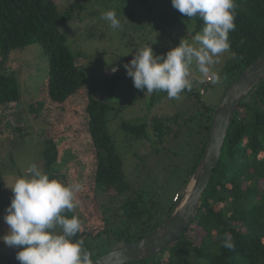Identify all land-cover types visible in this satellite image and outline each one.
Wrapping results in <instances>:
<instances>
[{
	"label": "trees",
	"instance_id": "16d2710c",
	"mask_svg": "<svg viewBox=\"0 0 264 264\" xmlns=\"http://www.w3.org/2000/svg\"><path fill=\"white\" fill-rule=\"evenodd\" d=\"M56 1L0 0V113L6 114V127L16 128L19 137L29 133L28 122L39 126L44 135L39 141L43 160L40 169L50 178L67 184L58 166L67 143L59 144L57 141L65 136L57 133L59 126L54 123L53 116L56 114L65 120L64 116L69 113L79 118L69 101L79 91L84 89L86 92L81 115L87 120V137H75L77 139L71 142L75 148L80 143L84 144L93 162L92 182L98 189L79 191L78 199L96 228L89 229L83 224L84 217L75 208L64 214L68 218L73 215L79 218L81 230L72 239H83L82 247L94 261L120 245L141 239L162 225L176 203L172 200L169 206H160L153 196L144 193L128 179L123 169L122 154L107 128L108 116L119 110L112 104L119 78L116 72L103 79L82 74L75 62L79 54L76 56L70 51L59 25L80 18L81 12L87 9L86 5L75 0L60 10ZM155 1L134 0L147 9ZM235 4L236 29L229 32L228 39L237 62L226 68L228 84L224 90L264 54V0H235ZM180 19L194 20L195 33L204 27L200 17L187 18L178 10L161 17L159 26L165 31L167 26ZM32 43L40 44L48 58L47 78L42 92L31 96L16 113H22L28 122L21 126L18 119L16 126L8 114L15 103L22 100L19 80L8 66L9 54ZM191 90L185 91L189 93ZM142 93L139 90L135 98ZM203 94L204 89H201L199 95ZM198 102V114L188 117L182 126L175 118L171 121L172 118L156 117H149L141 123L123 121L120 124L129 144L140 141L152 147L155 144L162 146L167 139L180 140L185 147L181 154L185 152L188 156L179 159L183 165L184 187L203 154L216 107V104ZM132 151L131 158L137 162L144 160L137 158L139 149L133 148ZM131 165L136 167L137 163L133 165L131 162ZM261 182H264V78L247 94L233 117L219 163L202 194L193 222L165 250L133 264H264V186ZM97 191L107 192V204L103 210V203L97 201ZM56 230L57 233L61 231L58 226ZM226 235L231 238L232 249L223 246Z\"/></svg>",
	"mask_w": 264,
	"mask_h": 264
},
{
	"label": "rangeland",
	"instance_id": "374dc122",
	"mask_svg": "<svg viewBox=\"0 0 264 264\" xmlns=\"http://www.w3.org/2000/svg\"><path fill=\"white\" fill-rule=\"evenodd\" d=\"M70 1L75 0H57L58 9L63 10ZM79 1L85 3L87 8L81 12L82 16L60 23L59 28L66 36L70 51L76 56L79 54L75 62L83 75L103 79L116 72L119 81L112 104L119 110L118 113L108 116V131L122 154L123 169L128 179L144 193L153 196L160 206L167 207L176 193L182 194L185 189L182 183L183 165L179 160L188 157L185 152L181 154L185 147L180 140L174 139L165 140L162 146L155 144L150 147L148 143L142 144L140 141L129 144L125 140V133L120 124L123 121L129 124L141 123L147 121L149 117H156L172 118L171 121L175 118L178 125L182 126L188 117L198 114L200 108L198 100L217 106L225 91L224 87L228 84L226 68L233 66L237 58L230 50L219 55L218 62L211 66V71L221 78L218 84H213L212 81L207 83V78H204L193 64L190 67L189 77L192 80V90L189 93L183 91L180 99H169L167 93L161 91L153 93L145 91L135 98L139 90L133 86L132 79L126 75V69L123 67L132 59L135 49L148 44L157 55L164 54L178 46L182 39L195 44L193 37L202 30L195 33L194 20L180 19L162 31L159 26L160 18L176 11L172 7L171 0H156L150 9L134 0ZM106 10H115L117 17L121 20L120 29H112L108 22L100 18ZM9 56L8 66L19 80L18 89L22 101L15 103L12 112L8 115L15 123L19 119L22 126L28 120L22 113L17 115L16 113L31 96L42 92V85L47 78L48 58L38 43L12 51ZM113 67L117 68V71L112 72ZM201 89H204L205 94L199 95ZM85 98L86 92L83 89V92L79 91L69 101V105L78 112L79 118L68 113L66 117L64 116L65 120H61L55 114L53 121L61 127L56 128L57 133L65 136L57 141L59 144L67 143L63 147L65 151L62 152L58 163L59 171L67 184L80 183L81 191L90 192L93 191L92 188L98 189V186L92 182L93 162L84 149V144L80 143L75 148L74 143L71 142L77 139L75 137L81 139L87 137V120L81 115ZM5 115L0 113V236L8 231L3 216L13 195L10 187L17 178L29 175L27 169L32 163L41 168L43 162L39 142L43 134L39 126L28 122L29 133H23V136L19 137L16 128L6 127ZM133 148L139 149L137 158L144 159L143 161L137 162L131 158ZM69 149L70 152H68ZM131 162L133 165L137 163V166H132ZM261 183L264 186V182ZM106 196L107 192L97 191V201L100 204L103 203L102 210L107 204ZM75 202V211L84 217L83 224H86L89 229H95L96 226L92 225V221L86 216V209L81 207L78 193L75 195ZM16 251L0 241V264H19L15 259Z\"/></svg>",
	"mask_w": 264,
	"mask_h": 264
},
{
	"label": "clouds",
	"instance_id": "9594fccd",
	"mask_svg": "<svg viewBox=\"0 0 264 264\" xmlns=\"http://www.w3.org/2000/svg\"><path fill=\"white\" fill-rule=\"evenodd\" d=\"M171 4L187 18L198 16L203 20L202 31L193 37L195 44L182 39L178 46L159 55L145 44L135 49L123 67L137 90L166 92L169 99H180L183 91L192 88L189 77L193 64L204 78L211 77L213 84L220 82L211 66L231 48L228 34L236 29V4L235 0H171ZM100 18L112 29L121 28L115 10L104 11ZM27 172L29 175L17 178L10 187L13 195L3 216L8 231L0 241L17 250L15 259L19 264H93L90 253L82 247L83 239H72L81 230L79 218L64 214L76 207L75 195L82 185L50 178L35 163ZM57 226L60 233L55 231ZM223 246L234 247L227 235Z\"/></svg>",
	"mask_w": 264,
	"mask_h": 264
},
{
	"label": "water",
	"instance_id": "95a60500",
	"mask_svg": "<svg viewBox=\"0 0 264 264\" xmlns=\"http://www.w3.org/2000/svg\"><path fill=\"white\" fill-rule=\"evenodd\" d=\"M264 78V54L226 88L214 110L208 138L199 163L168 219L141 239L110 250L93 264H133L147 260L179 239L196 217L200 200L215 168L233 117L241 102Z\"/></svg>",
	"mask_w": 264,
	"mask_h": 264
},
{
	"label": "built area",
	"instance_id": "2783aa9c",
	"mask_svg": "<svg viewBox=\"0 0 264 264\" xmlns=\"http://www.w3.org/2000/svg\"><path fill=\"white\" fill-rule=\"evenodd\" d=\"M207 82L210 81V78H207L206 80ZM202 93V91H201ZM180 196L178 194H176L174 197H173V202L177 203V201L179 200Z\"/></svg>",
	"mask_w": 264,
	"mask_h": 264
}]
</instances>
